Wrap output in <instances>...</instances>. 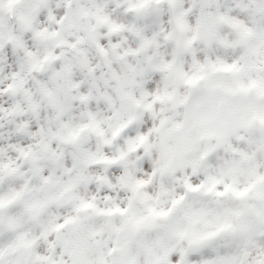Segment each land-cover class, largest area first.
I'll return each instance as SVG.
<instances>
[{"label":"clouds","instance_id":"9594fccd","mask_svg":"<svg viewBox=\"0 0 264 264\" xmlns=\"http://www.w3.org/2000/svg\"><path fill=\"white\" fill-rule=\"evenodd\" d=\"M69 248L264 264V0H0V264Z\"/></svg>","mask_w":264,"mask_h":264},{"label":"snow or ice","instance_id":"6c2138e0","mask_svg":"<svg viewBox=\"0 0 264 264\" xmlns=\"http://www.w3.org/2000/svg\"><path fill=\"white\" fill-rule=\"evenodd\" d=\"M228 189H229V186H225V191L226 192L228 191ZM57 227H59V225ZM68 251H69V254L73 258V264H84L83 255H82V253L79 250L73 249V248H69ZM173 259H175V257H173Z\"/></svg>","mask_w":264,"mask_h":264}]
</instances>
